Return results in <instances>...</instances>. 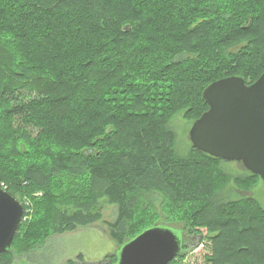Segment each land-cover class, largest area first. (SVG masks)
I'll return each mask as SVG.
<instances>
[{
    "label": "trees",
    "instance_id": "trees-1",
    "mask_svg": "<svg viewBox=\"0 0 264 264\" xmlns=\"http://www.w3.org/2000/svg\"><path fill=\"white\" fill-rule=\"evenodd\" d=\"M263 74L264 0H0V183L31 209L0 264L101 222L102 199L118 252L163 225L184 242L169 264H264V208L217 201L225 162L180 156L169 127L212 83Z\"/></svg>",
    "mask_w": 264,
    "mask_h": 264
},
{
    "label": "water",
    "instance_id": "water-1",
    "mask_svg": "<svg viewBox=\"0 0 264 264\" xmlns=\"http://www.w3.org/2000/svg\"><path fill=\"white\" fill-rule=\"evenodd\" d=\"M209 109L196 120L190 140L197 150L224 162H239L264 182V74L248 85L227 77L203 92ZM24 217V206L0 189V255L10 251ZM180 232L151 227L125 243L117 264H169L183 254Z\"/></svg>",
    "mask_w": 264,
    "mask_h": 264
},
{
    "label": "rangeland",
    "instance_id": "rangeland-1",
    "mask_svg": "<svg viewBox=\"0 0 264 264\" xmlns=\"http://www.w3.org/2000/svg\"><path fill=\"white\" fill-rule=\"evenodd\" d=\"M235 48L233 51H237ZM193 123L178 114L170 123L169 127L175 133V150L180 156H186L192 147L190 140V130ZM223 172L228 176V181L216 196L217 201L226 202L239 200L246 197H253L259 201L264 208V182L261 178H250L251 174L242 163L225 162L222 165ZM238 181H252L250 187L239 185ZM154 197H152V200ZM154 202V200H153ZM155 206H162V201L154 202ZM100 206L103 210L104 218L101 222L80 228L75 232L63 235H55L41 249L37 250L29 258H18L16 264H67L69 260L83 256L88 264L102 262L106 264L105 258L112 254H117L118 244L111 239L109 223L115 222L117 218V206L109 204L107 199H102ZM161 220H164L163 210ZM160 220V223H163ZM165 227L163 225H158ZM187 246L193 247L198 238H187ZM78 264H82L77 260Z\"/></svg>",
    "mask_w": 264,
    "mask_h": 264
},
{
    "label": "built area",
    "instance_id": "built-area-1",
    "mask_svg": "<svg viewBox=\"0 0 264 264\" xmlns=\"http://www.w3.org/2000/svg\"><path fill=\"white\" fill-rule=\"evenodd\" d=\"M0 189L4 190V191H7V185L5 183H0ZM24 212L27 213V216L23 217V220L24 222L28 220V218L30 217L29 216V213L31 212V209H24Z\"/></svg>",
    "mask_w": 264,
    "mask_h": 264
}]
</instances>
